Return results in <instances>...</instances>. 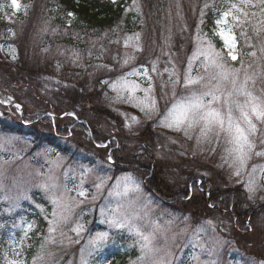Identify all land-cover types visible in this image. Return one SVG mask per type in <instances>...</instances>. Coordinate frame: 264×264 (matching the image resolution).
Instances as JSON below:
<instances>
[{
    "label": "rangeland",
    "instance_id": "obj_1",
    "mask_svg": "<svg viewBox=\"0 0 264 264\" xmlns=\"http://www.w3.org/2000/svg\"><path fill=\"white\" fill-rule=\"evenodd\" d=\"M134 1L132 10L135 12L141 8V2L133 0L132 3ZM38 2L40 1L34 0L29 5L40 13ZM232 2H237V0H232ZM253 2L256 6L245 8L249 15L246 18L241 17V23L234 22L231 16L228 18L227 26L232 29L236 37L238 57L235 61L227 56V49H224L219 36H215L212 32V36L208 37L202 31L203 18L206 12L217 13L215 21L221 11L228 7L226 0H152L151 5H149L150 0H145L140 23H146L145 26H147L149 16H151V20H154L150 27H141L140 32L131 34H121L118 30H115L118 32L114 34L102 33L100 35L89 32L83 35V39L78 35L81 32L71 30L73 35L71 38L69 37V40L72 43H66L56 38L57 31L55 28L50 29L49 33L46 34L43 31L44 25L39 21L17 17L16 15L23 13V10L27 11V6L23 3L19 2V10L12 7L11 0L0 5V12H4L5 15L0 22V63L12 64L17 68L25 64L30 68L34 65L37 66L39 62H47L48 67L45 73H41L43 69H40L38 74L21 70L25 76L40 81V84L44 86V88H39L40 93H34L31 88L14 85L16 82L13 81L14 79L26 82L25 84H34L29 79L19 77L17 68L15 69L14 66L15 74L13 71L7 73L14 74V77L3 80L9 89L5 88L1 82L2 76L6 74H0V94L5 92L6 96L4 99H0L5 101V103L0 104V123L6 127L5 130H0V219L11 218L9 226L3 225V223L0 225L1 233H4L7 239V242L4 243V250L0 251L4 264H7V261L11 259H17L25 264L23 242L27 244L28 231L31 230L27 229V225H33L32 220L38 217L45 222V226L44 229L36 232L42 237L39 241L38 250L35 251V256L30 262L31 264L40 255L43 256L42 264H97L94 259L106 247L129 249L130 256L121 264H150L153 257H143L135 237L130 235L127 230L110 229L108 224L104 222L105 216L101 215V209H104L106 215H111L117 209L129 216L139 215L141 218L136 223L145 232L152 230L150 222L155 221L162 227L163 231L156 234L154 245L171 251L173 264H196V261L191 258L192 245L188 247L183 245L178 248L183 240L192 242V234H187V230L182 232L186 228L175 225L173 221L169 224V220H164L163 216L166 215L163 210L164 206L155 207L147 203V194L142 191L140 184H137V176L131 170L135 159L123 158L128 163H119L121 167H125L119 173L116 172L117 176L112 180L109 173H113V171L106 170L104 173L100 170V166L94 168L89 166L90 162L85 161L84 164H81L69 160L67 156L55 152L48 145L37 144L33 140V132L25 131L20 134L9 132L10 124L15 125L21 122L23 110L21 106L17 110L15 105L29 103L33 107L39 102L42 103L40 100H58L63 104L66 103L68 99H63L60 91L56 89L61 84L60 89H66L72 94L77 92L74 101L81 103L79 104L80 107L89 108L88 113L91 114L88 117L91 119L92 126L86 124L88 120L84 124L90 127L92 131H84L77 126L81 119H78L73 112L63 110L64 107L57 108V112L71 114L75 120H65L59 124L60 130H65L68 136L73 131H78L80 134L78 136L79 141L84 142V139L91 137L92 133L108 134L110 136L102 142L106 147L99 148L107 149L111 145L116 148V139L111 134L116 130L114 127L120 122L121 125H124L122 127L125 132L124 135L131 136L128 141L134 140L152 152L155 164L160 162V166L164 170L161 179L163 178L162 183H164L165 188L178 189L183 187L185 182H187L186 185H190L193 181L195 184H199L203 180L212 183L213 187L220 190L232 189L241 192L251 204L264 206V178L260 175V168L264 167V157L253 155L252 159L248 161L246 170L240 176H236L233 174L234 169L222 160V156L226 155L224 149L227 147L223 137L220 138L219 142L213 136L211 143L205 141L198 144L197 138L200 136L198 126L189 129L191 139L183 131L175 132L157 126V122L165 110L171 107L172 103L188 94L183 88L182 82L176 86L174 96L171 87L161 88V85L168 81L170 72L174 71L181 81L187 71L193 77L204 76V83L209 82L207 77L213 70L209 69L208 72H205L201 64L203 57L193 58L191 69L188 67V61L190 57H193V52L197 51L200 46L206 48L209 40L212 41L216 50L223 53L229 68L240 69L241 81H243L245 74L255 79V85L249 81V90L257 96L264 92V50H262L264 49V24L261 23L264 21V11L261 10V6L256 3V0ZM252 13L255 15H251ZM212 23L215 29L216 25L214 22ZM258 29L260 31H257ZM198 33L199 39L197 38ZM137 34H139V40L136 39ZM44 36L46 38H43ZM130 37L131 40H129ZM126 40H128V47H125ZM134 45H139L141 50L137 51ZM141 52L142 58H139L138 54ZM253 52L255 53L254 56L251 55ZM128 56H134L135 59L124 64V60ZM162 57L166 58L163 59ZM153 63L156 64L155 72L152 71ZM134 68L141 69V72L145 68L148 69L151 77L155 91L150 95L155 96L159 109V112L153 114L151 118H146L139 108L133 107L131 104L114 103L112 100L116 93L111 90L109 84ZM166 68L168 71H165ZM59 69L61 70L58 72ZM62 74L63 77H61ZM129 79L134 80L141 89L148 87L149 81L142 74L129 77ZM102 81H108L109 84L102 83ZM212 83L215 82L212 81ZM226 87L230 89L231 86L227 85ZM94 89L100 96L92 92ZM82 90L85 96L89 95L99 105L102 104V111L95 107L92 108V111L90 110V104L84 102L87 101V98L82 94ZM28 95L37 98L39 102L31 99ZM124 95L127 96L128 94L124 93ZM135 95L141 99L145 96L144 92L140 90ZM8 97L12 98L11 104L7 102ZM46 105L45 112L41 115L49 114V117L53 119L52 113L47 111L50 107L49 103ZM17 113L21 114L17 115ZM132 117H136L138 122L132 121ZM27 118L26 116L23 120L25 125L23 127H28L25 122ZM51 123L54 125V121ZM258 127H260L259 123ZM44 130L46 129L38 128L39 133ZM162 149L164 155L160 151ZM128 150L125 148L124 153H128ZM257 150H261L259 142H257ZM107 160L108 163L113 164V159ZM254 166L257 167L255 174L252 172ZM82 169H92L93 171L84 175ZM98 174L107 177L104 187L99 191L95 187ZM253 175L257 191L249 198L250 194L245 190V185L249 177ZM123 177H131L135 185H138L139 192L129 191L125 194L123 185L119 189L114 188L117 179ZM82 180L83 183H81ZM44 182L57 185L58 187L54 190L55 195L62 196L68 205L65 213L67 221L60 226V230L54 233L55 243H46L49 237V221L52 219L54 205L51 202V194L39 187ZM81 189L86 193V197L78 195V191ZM130 201L136 202L130 204ZM145 204L148 205L147 217L144 215L143 206ZM176 205L180 206L179 204ZM81 210L90 214L93 213L92 221L83 223L79 219ZM58 211L64 210L59 209ZM197 211H200L198 207L188 206L185 212L173 210L169 217L191 219L192 216V219L197 221L199 216L193 214ZM15 213L18 215L16 219H13L12 216ZM77 224L84 226L79 233L72 230ZM218 228H215L216 232ZM249 230L252 231L253 235L248 237L245 245H242L236 239L234 232L229 230L222 232L224 238L221 239H199V242L203 243L205 247H215L212 255L207 252L201 254L199 247L195 249L199 255L200 264H207L208 261H212L214 264L245 263L246 255H242L241 252L251 242L264 239V220L261 219L255 227H251ZM98 231H108L110 239L102 249L91 251L89 240ZM256 233L259 235L256 236ZM182 234L186 236V239L180 241ZM120 237L122 241H120ZM13 242L15 243L14 247ZM42 245L44 246L43 249ZM247 249L249 250V248ZM90 251L91 254H89ZM14 252L18 255L14 256ZM230 253H232V257ZM254 257L256 264H264L263 254H254ZM255 263L249 260V264Z\"/></svg>",
    "mask_w": 264,
    "mask_h": 264
},
{
    "label": "trees",
    "instance_id": "obj_2",
    "mask_svg": "<svg viewBox=\"0 0 264 264\" xmlns=\"http://www.w3.org/2000/svg\"><path fill=\"white\" fill-rule=\"evenodd\" d=\"M18 1L27 6V11L23 10V13L16 15L17 17L27 18V20L30 19L31 21H39L44 25L45 28L43 31H45L46 34L49 33L50 29L55 28L57 31L55 35L56 38L66 43H72L69 40V37L71 38V36L73 35L71 30L81 32V34L78 35H80L79 37L82 39L83 35L88 34L89 32H93L92 34L98 35L102 33L114 34L118 31L121 34H131L138 33L142 30V28H147V26L150 27L152 21L154 20H151V16H149L147 26H145L146 23H140L142 20V8L145 6V0H138L141 2V8L135 12L132 10L133 5L135 4V1L132 3L133 0H115V2H113V0H39L40 2H38V5L40 6V13L36 12L32 8V6L29 5L34 0ZM5 2L7 3L8 0H0V5ZM151 4L152 0H150L149 5ZM68 13H72L73 15L69 16ZM216 16L217 13L215 14L214 12H206V15L203 18L202 31L207 34L208 37L212 36V32L214 29V24L212 22H214ZM3 17H5L4 12H0V22L3 20ZM115 26L116 28H113ZM43 38H46V36H44ZM43 41H45V39H43ZM8 48H10V46ZM138 56L139 58H142V52L139 53ZM22 58L24 59V56ZM162 58L165 59L166 57ZM13 66L14 65L8 63H0V74H6V78L5 76H2L3 78H1V82L7 89H9V87H7L3 80H8L9 78L14 77V67L15 69L17 67ZM23 66L26 65L24 64ZM40 69H43V72L41 73H45L48 70L47 62H39L37 66L34 65L30 67L28 72H36L38 74L40 72ZM16 70L18 74H20L19 77H22V79H29L34 82V84H25L26 82H22L18 79L17 81L16 79H14L13 81H16L14 85H19V87L31 88L34 93H40L39 88H44V86L40 84V81L23 75V72H21L18 68ZM60 70L61 69H59L58 72ZM12 71L14 72V74H7ZM61 77H63V74L61 75ZM58 86L59 88L57 87L56 89L60 91L61 97L63 99H68L66 103L63 104L58 100H40L42 102L40 103L37 98H32L28 95L31 99L39 102V104L33 105V107H31L29 103L20 105L23 110L20 118L21 122L15 125L10 124L9 132L12 134H20L25 131L33 132L32 137H34L33 140L37 144L43 143L45 145H48V147L53 149L55 152H60L64 156H67L69 160L77 161L81 164H84L85 161L90 162L89 166L93 168L100 166V170H102L104 173L106 172V170L113 171V173H109L112 180H114V178L117 176L116 172L119 173V171H121L125 167H121V164L119 163H128L127 161L123 160V158L135 159L133 165L131 166V170L137 176V184H140L142 191L146 192L147 194V203L155 207L164 206L163 210L166 215L163 216V219L173 221L175 225L186 228L187 234H193L195 228L203 225L207 229V231L205 233H201L198 237V240L221 239L224 238L222 232L229 230L231 232H234L236 239L242 245H245L248 237H251L253 235L252 231H250L249 229L251 227H255L261 219L264 220V206L251 204L250 201L244 198L243 193L236 190H220L216 187H213L212 183L203 180H201L199 186H197V184L194 183L195 181H193L190 185H186L187 182H185L186 184L183 187H179L178 189L165 188L164 183H162L163 178L161 179L164 170L160 166V162L155 164L153 162L154 155L152 152H149V150L143 148L134 140H131L129 142L128 138H130L131 136L127 134L124 135L125 132L122 128L124 127V125H121L120 122L117 126L114 127L116 130L111 134V136L116 139V148H113V145H111L107 149L97 147V143L104 142L107 137L110 136L108 134L92 133V136L86 137L84 139V142L79 141L78 136L80 134H78V131H73V133L68 136L65 130H60L59 124L62 121L64 122L65 120H75L70 116H64L63 113L57 112V108L64 107L63 110L66 109L65 111L70 110L71 112H73V114H75L78 119H81V122L77 126H79L84 131H92V129L88 127L92 126L91 119L88 117L91 114L88 113L89 108L86 109L84 107H80L79 104L81 103H76L77 101H74L76 97L75 93L77 92L72 94L66 89H60L62 84ZM84 89L85 87L83 88V90ZM83 90L82 94L84 95ZM92 92H95V94L98 95L95 89ZM4 93L5 92H1V99H4L6 97ZM80 95L78 96L79 98ZM98 96H100V94ZM85 97L87 98V101H83L90 104L91 111L93 107L98 108L102 111L101 103L99 105L97 102H95L96 100H94V98H91L89 95ZM72 101L74 103H71ZM47 103H49L50 105L47 111H50L52 113L51 115H53V119H51L49 115H41L45 112ZM20 114L17 113V115ZM26 116L28 118L25 119V122L27 123L26 126L28 127H23L25 126L23 120L24 118H26ZM86 120H88V123L85 122ZM51 121H54V125L53 123H51ZM84 123H86L88 126H86V124ZM38 128L46 130H44L42 133H39ZM5 129L6 127L3 126L2 123H0V130ZM53 134H55V136H53ZM125 148L129 149L128 153H124ZM79 150L81 152H77ZM160 151L164 155V150L162 149ZM160 151L158 152L160 153ZM109 155H111V158L113 159V164L107 162ZM99 162H101V164H98ZM206 201L209 202L211 207H214L211 209L207 205ZM176 204H179L180 206ZM188 206L198 207L200 211H202L201 213H199L200 211L193 213L195 216H199L197 221L193 220L192 216L191 219H174L169 217V214L173 212V210H181L182 212H185ZM17 215L18 214L16 213L13 214V219H16ZM92 217L93 213L90 214L85 210H81L79 212V219L83 223H86L89 220L92 221ZM10 221L11 218L0 219V225L1 223H3V225L9 226L11 224ZM32 221L33 225L31 230L28 231L29 234L27 236V244L23 242L25 264H31L30 262L35 256V251L38 250L40 243L39 241L42 237L36 232L38 230L44 229L45 226V222L40 217L34 218ZM208 221H211L212 225H214L215 228L219 227L217 232L215 230L213 231L212 226L208 225ZM258 235L259 234L256 233V236ZM5 236L6 235L4 233H1L0 229V251L4 250V243L7 242ZM181 239H186V236L182 234L180 237V241ZM120 241H122L121 237ZM192 244L193 241L188 242L183 240L180 242L178 248L183 245H186L188 247ZM247 248H249V250ZM241 253L242 255H246V258L244 259L245 263L243 264H249V260L255 263L254 254L257 255L258 253H261L264 255V239L258 242H251ZM231 254L232 253H230V256L232 257ZM129 256V249L123 250L121 248L115 249L106 247L94 260L97 264H105V262H107V264H121L123 260H126V258ZM0 264H4L1 259V255Z\"/></svg>",
    "mask_w": 264,
    "mask_h": 264
},
{
    "label": "snow or ice",
    "instance_id": "obj_3",
    "mask_svg": "<svg viewBox=\"0 0 264 264\" xmlns=\"http://www.w3.org/2000/svg\"><path fill=\"white\" fill-rule=\"evenodd\" d=\"M115 2V0H113ZM228 7L221 11L220 15L214 21L216 27L213 30L215 36H219L222 41L224 49H227V56L231 57L233 61L237 60L238 53L236 52V37L232 32V29L228 27V18L231 16L232 20L236 23H241V17L246 18L249 13L245 11L246 7H255L256 4L253 0H226ZM261 6V10L264 11V0H256ZM11 5L14 9L19 10L20 4L18 0H11ZM69 16L73 15L68 13ZM251 15H255L252 13ZM264 24V21H261ZM257 31H260L259 29ZM198 39L200 38L198 33ZM132 38L130 37L129 40ZM136 39L139 40V34L136 35ZM128 40L125 41V47H128ZM137 51H140L139 45H134ZM264 50V49H262ZM255 55V53H251ZM200 56L203 57L201 64L204 67L205 72L209 69L213 71L207 77L208 83H204V76L193 77L189 72H185L183 80L176 76L175 72L169 73L168 81L161 85V88L171 87L173 96L175 95L176 86L183 84V88L188 93L180 100L172 103L171 107L167 108L163 116L158 120L157 126L175 132L183 131L189 139V129L195 126L200 128V136L197 138V143L202 142L211 143V139L214 136L219 142L223 137L225 144L224 151L225 156H222V160L228 163L230 168L234 169V175L240 176L247 168L248 161L252 159L253 155L257 157H264V92L257 96L253 91L249 90V81L255 85V79L252 76L245 74L243 81L240 80V69L229 68L226 64L225 57L221 51H218L213 46L211 40L208 41L207 47L200 46L197 51L193 52V57L189 58L188 67H192V59ZM15 58V57H13ZM134 56H128L124 60V64H127L129 60H134ZM243 67V66H242ZM152 71H156V64H152ZM165 71H168L166 68ZM142 74L149 81L148 87L141 89L140 86L129 77ZM162 75V73H161ZM214 81L215 83H212ZM102 83L109 84L108 81H102ZM230 85V89L226 86ZM109 87L116 96L112 98L114 103H127L133 107L139 108L144 113L146 118H151L153 114L158 113L157 100L154 95H150L155 91L151 77L149 76L148 69L134 68L132 71L122 75L114 82L109 84ZM143 91L145 96L143 99L136 97V92ZM124 93L128 95L125 96ZM107 95V94H105ZM7 102L11 104L12 98L8 97ZM5 103L4 100H0V104ZM219 105V106H217ZM16 109H20V105H15ZM132 121L138 122L136 117L131 118ZM258 123L260 127H258ZM257 142H259L260 149L257 150ZM98 147H106L104 144H99ZM214 150V149H213ZM111 161V155L108 157ZM93 171L92 169H82L84 175ZM257 171V167L252 169L253 174ZM67 175V173H66ZM260 175L264 178V167L260 168ZM107 177L103 175H97L96 189L99 191L104 187ZM83 183V180L81 181ZM123 185L124 193L129 191L138 193L139 187L135 185V182L131 177L118 178L114 188L119 189ZM39 187L46 193L51 194V202L54 205L52 212V219L49 221V237L46 243H55L56 239L54 233L60 230V226L67 221L66 210L68 205L64 202L62 196L55 195V189L57 185H50L44 182ZM245 190L250 194V197L257 191V185L255 183L254 175L250 176ZM67 191V190H65ZM79 196H85L86 193L81 189L78 191ZM138 198V197H137ZM136 201H130V204ZM148 205L145 204L144 215L148 216L146 211ZM63 209L64 211H58ZM11 211V209H9ZM119 213V214H117ZM101 215L105 216V223L108 224L110 229L127 230L130 235L135 237V241L139 244L143 257H153L150 264H173V254L166 249L158 248L154 245L156 234L162 232V227L155 221H151V231L145 232L140 225L136 223L141 217L139 215L129 216L117 209L111 215H106L104 209H101ZM172 223L171 221L168 222ZM212 226L213 231L215 226L211 221L207 222ZM82 224H77L73 231L79 233L83 229ZM32 225L28 224L27 229H31ZM186 229L182 230L185 231ZM207 229L201 225L195 228L192 234L193 241V253L192 260L196 261V264H200L199 255L195 252L197 247L200 248L201 254L207 252L209 255L214 254L215 247H205L203 243H200L198 237L201 233H205ZM61 235L63 233L61 232ZM110 239L108 231H98L89 240V247L91 251L102 249ZM22 243V241H21ZM15 243L13 242V247ZM42 245V249H43ZM91 251L89 254H91ZM14 256L18 253H13ZM142 257V259H143ZM43 256L37 257L33 264H42ZM7 264H23V262L17 259H11L7 261ZM207 264H214L212 261H208Z\"/></svg>",
    "mask_w": 264,
    "mask_h": 264
},
{
    "label": "bare ground",
    "instance_id": "obj_4",
    "mask_svg": "<svg viewBox=\"0 0 264 264\" xmlns=\"http://www.w3.org/2000/svg\"><path fill=\"white\" fill-rule=\"evenodd\" d=\"M18 69L21 71V70H26V71H28L29 70V67L28 66H20V67H18ZM22 72V71H21ZM24 73V72H23ZM22 73V74H23ZM31 73V72H30ZM18 75H20V74H18ZM24 75V74H23ZM22 75V76H23ZM18 77V76H17ZM63 116V115H62ZM64 116H70V117H72L73 115H71V114H68V113H64Z\"/></svg>",
    "mask_w": 264,
    "mask_h": 264
}]
</instances>
